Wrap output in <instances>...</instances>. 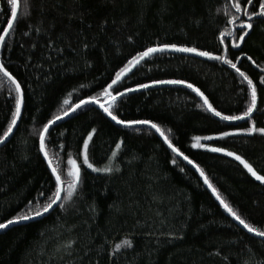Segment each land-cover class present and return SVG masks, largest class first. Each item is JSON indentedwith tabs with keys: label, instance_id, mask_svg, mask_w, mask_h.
<instances>
[{
	"label": "trees",
	"instance_id": "1",
	"mask_svg": "<svg viewBox=\"0 0 264 264\" xmlns=\"http://www.w3.org/2000/svg\"><path fill=\"white\" fill-rule=\"evenodd\" d=\"M28 3L30 16L25 18ZM0 8L4 9L0 27H4L11 18L5 0H0ZM225 10L226 0H21L19 23L0 56L21 82L25 100L22 122L0 147V223L24 214L28 201L53 189L50 170L38 152L36 132L66 107L64 99L72 105L98 94L128 59L149 46L176 43L221 54L219 32L232 27L226 24ZM244 54L260 65L242 59L237 66L257 83L258 107L264 109V86L259 85V76L264 75L260 71L264 68V21L254 22L241 49L235 51L237 56ZM157 79L193 83L225 115L244 110L245 95L235 71L220 63L159 53L135 68L123 85L134 88ZM118 107L121 119L159 124L180 151L204 168L242 218L264 229V185L238 163L191 148L193 136H218L250 127V122L220 121L204 111L199 97L175 85L130 93ZM88 109L78 110L51 130L50 153L59 151L66 163L67 154L76 155L81 138L95 127L98 135L94 147L90 146V160L97 167L108 166L115 143L123 139L117 159L111 161L120 171L111 175L82 171L80 192L65 210L55 209L1 230L0 264H113L110 254L125 239L133 241V248L118 253L115 264H165L159 258L166 245L186 241L192 242L183 249L191 264H264L260 238L223 212L200 175L175 157L158 133L147 126L123 128L98 106ZM13 110L14 100L5 85L0 88V134ZM254 119L257 127H264V114L257 112ZM201 143L241 155L264 175V137ZM68 242H74L71 249L63 247Z\"/></svg>",
	"mask_w": 264,
	"mask_h": 264
},
{
	"label": "snow or ice",
	"instance_id": "2",
	"mask_svg": "<svg viewBox=\"0 0 264 264\" xmlns=\"http://www.w3.org/2000/svg\"><path fill=\"white\" fill-rule=\"evenodd\" d=\"M8 6V14L11 18L4 21L6 26L0 27V49L7 47V38L15 31L16 26L19 23L20 5L21 0H5ZM30 3L25 5L26 15L25 18L30 16ZM226 9L224 15L226 17V24L232 27L225 28L219 32L218 46L222 48L221 54H214L212 51L201 50L196 46L178 45L176 43H160L153 46H149L144 50L137 51L123 67H120L115 72L114 78H110V83L102 88V91L96 95H89L87 98H80L77 103L69 105V100L64 99L62 111H58L47 119V122L43 124L36 135L38 137V152L42 154L43 160L46 161L47 168L50 170V177L53 181V189L50 190V194L46 195L44 191L38 193L37 197L28 201L25 206L27 211L24 214H18L6 222L0 223V230H6L10 226L20 224L23 222H30L39 219L52 210L58 209L60 211L65 210L66 204L72 202L80 192V187L83 183L82 171L90 170L92 173H102L111 175L114 172H119L120 169L113 168L111 161L117 159L118 153L121 151L124 145L123 139L115 143L114 150L111 151V156L108 158L110 163L108 166L97 167L90 160L91 147H94V137L98 135V130L93 127L90 131H87L86 135L82 139V147L77 151L76 155L72 153L67 154L66 163L61 158L60 152L50 153L48 144L51 140V130L58 124V122L64 120L70 114H75L78 110H89V105H96L102 111L105 117L109 118L116 125L123 128H136L137 126H147L148 128L158 133L163 138V143L167 145V148L175 154V157H182L188 165H191L200 177L203 179V184L207 189L211 190V195L215 197V200L219 202V207L223 209V212L231 217L232 221H235L238 226H241L247 233L252 234L256 238H260V243L264 244V229L253 226L252 223L246 221L233 208L228 201H226L217 187L214 186L209 176L205 174L204 168L195 163L189 156L185 155L178 147H176L168 135L165 134L161 126L147 119H133L125 120L121 119L119 113V103L123 98L127 97L130 93L140 91L142 89H148L157 85H175L183 86L189 89L202 101L204 111L210 113L212 116L219 118L223 122H238L246 121L250 122V127L238 128L237 131L229 132L222 131L218 136H193L191 148L204 149L210 153L223 154L225 157H230L234 161L246 170L255 181H258L261 185H264V175L260 174L247 159L241 155L229 151L224 147L208 146L201 143V141H216L224 140L228 137L238 136H253L259 135L264 137V127H257L254 114L260 112L264 114V109L258 107V87L257 83L249 77L244 71L237 65L242 62V59L251 61L256 67L260 65L256 64L251 56L244 54L242 56L235 55V51L241 49V45L253 29L254 22L257 20L264 21V0H226ZM4 13V9L0 8V14ZM38 33L39 28L35 29ZM24 35H28L25 32ZM226 41H230V44H226ZM35 47V45H33ZM88 47V45H85ZM231 49V51H230ZM183 53L190 54L195 57L205 58L208 61H214L222 65L228 66L235 71L240 84V92L245 95V106L241 114L225 115L221 111H218L213 104L209 101L208 96L193 83L187 82L182 79H157L151 83H139L136 87H124L123 81L133 69L141 65L142 62H146L148 58L154 56L157 53ZM233 56V58H230ZM235 60V62H234ZM261 72H264V68H260ZM7 86V92L9 96L14 100V110L11 111L10 120L7 123L6 129L0 134V145L6 144V142L14 134V129H18L19 122H22V109L24 106V90L21 82L8 70L5 63L0 60V88ZM259 85L264 86V75L259 76ZM83 87V85H81ZM123 87V91L121 88ZM14 93V95H13ZM71 95V93H69ZM198 107L200 105H197ZM59 149L62 151L64 145L60 144ZM172 159V164H177L176 158ZM180 171H184L183 168ZM155 199V197H154ZM94 210V209H93ZM151 235V233H149ZM182 238V237H180ZM74 242H68L63 245L66 249H71ZM133 248V241L125 239L122 244H117L114 251L110 254L113 258V264H115V256L122 250Z\"/></svg>",
	"mask_w": 264,
	"mask_h": 264
},
{
	"label": "rangeland",
	"instance_id": "3",
	"mask_svg": "<svg viewBox=\"0 0 264 264\" xmlns=\"http://www.w3.org/2000/svg\"><path fill=\"white\" fill-rule=\"evenodd\" d=\"M190 243L192 242L186 241L181 245L167 244L159 260L165 264H191V260L185 258L183 251L184 248L190 247Z\"/></svg>",
	"mask_w": 264,
	"mask_h": 264
},
{
	"label": "water",
	"instance_id": "4",
	"mask_svg": "<svg viewBox=\"0 0 264 264\" xmlns=\"http://www.w3.org/2000/svg\"><path fill=\"white\" fill-rule=\"evenodd\" d=\"M246 37H247V36H246ZM246 37H245V38H246ZM165 53H169V52H165ZM157 54H159V53H157ZM180 54H183V53H180ZM155 55H156V54H155ZM186 55H190V54H186ZM0 56H1V49H0ZM192 56H193V55H192ZM0 60H1V59H0ZM142 63H143V62H142ZM138 66H140V65H138ZM138 66H137V67H138ZM133 70H134V69H133ZM132 72H133V71H132ZM132 72H131V73H132ZM131 73H129L128 76H129ZM128 76H127V77H128ZM127 77H126V78H127ZM126 78H125V79H126ZM125 79H124V80H125ZM71 115H72V114H70L68 117H70ZM68 117H66V118H68ZM66 118H65V119H66ZM65 119H64V120H65ZM62 121H63V120H62ZM60 122H61V121H60ZM60 122H58V123H60ZM161 138H162V137H161ZM162 139H163V138H162ZM1 146H3V145H0V147H1ZM217 154L220 155V156H223V154H219V153H217ZM223 157H225V156H223ZM179 158H181V159L183 160L182 157H179ZM225 158H228V159L234 161V160H233L232 158H230V157H225ZM183 161H184V160H183ZM184 162H186V161H184ZM234 162H236V161H234ZM186 163H187V162H186ZM236 163H238V162H236ZM238 164H239V163H238ZM240 166H241V165H240ZM198 174H199V173H198ZM253 179H254V178H253ZM202 180H203V179H202ZM256 182L259 183L258 181H256ZM259 184H260V183H259ZM210 191H211V190H210ZM54 210H55V208H54ZM54 210H52V211H54ZM52 211H51V212H52ZM47 215H48V214H47ZM45 216H46V215H45ZM43 217H44V216H43ZM41 218H42V217H41ZM36 220H37V219H36ZM23 223H25V222H23ZM240 227H241V226H240ZM241 228H242V227H241ZM0 231H1V230H0ZM245 231H246V230H245ZM251 235H252V234H251Z\"/></svg>",
	"mask_w": 264,
	"mask_h": 264
}]
</instances>
